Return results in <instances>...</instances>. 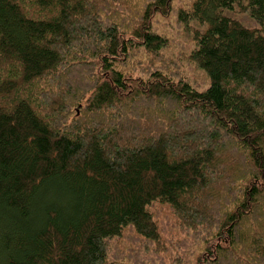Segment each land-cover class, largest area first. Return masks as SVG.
Masks as SVG:
<instances>
[{
    "label": "trees",
    "instance_id": "obj_1",
    "mask_svg": "<svg viewBox=\"0 0 264 264\" xmlns=\"http://www.w3.org/2000/svg\"><path fill=\"white\" fill-rule=\"evenodd\" d=\"M0 264H264V0H0Z\"/></svg>",
    "mask_w": 264,
    "mask_h": 264
}]
</instances>
